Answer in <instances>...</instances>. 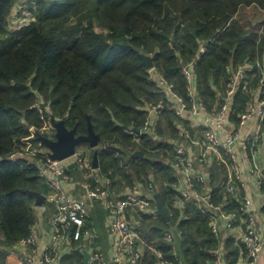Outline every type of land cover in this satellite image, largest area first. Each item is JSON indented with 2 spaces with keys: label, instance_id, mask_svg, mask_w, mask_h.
Listing matches in <instances>:
<instances>
[{
  "label": "trees",
  "instance_id": "16d2710c",
  "mask_svg": "<svg viewBox=\"0 0 264 264\" xmlns=\"http://www.w3.org/2000/svg\"><path fill=\"white\" fill-rule=\"evenodd\" d=\"M16 3L0 0V264L30 232L35 193L48 192L36 167L17 154L51 136L53 129L42 131L49 114L76 136L87 135L92 126L99 172L112 179L116 191L153 183L152 193L170 220L131 210L143 242L140 264H159L155 252L173 264H213L219 247L224 264H235L240 250L246 254L240 240L228 236L221 244L220 234L211 230L210 212L193 201L175 206L178 179L170 140L181 139V121L149 80L142 55L186 96L180 66L204 41L194 73L199 99L211 109L232 71L264 53V0H35L29 6L32 19L11 29ZM162 98L157 137L138 134L147 114L143 107ZM247 99L237 92L235 113ZM182 124L188 127L187 121ZM136 150L143 156L132 157ZM218 168L210 171L206 186L212 185L216 205L227 203L223 208L235 213L234 226L246 217L240 210L243 195L226 191L227 175L219 177ZM81 250L75 244L62 264H82Z\"/></svg>",
  "mask_w": 264,
  "mask_h": 264
},
{
  "label": "built area",
  "instance_id": "2783aa9c",
  "mask_svg": "<svg viewBox=\"0 0 264 264\" xmlns=\"http://www.w3.org/2000/svg\"><path fill=\"white\" fill-rule=\"evenodd\" d=\"M34 2L35 0H17L9 18L10 26L11 23L13 25L11 29L20 28L32 19L29 6ZM205 44L201 41L196 56L180 66V71L186 81V96L178 94L172 84L154 66L147 70L149 80L155 83L159 92L164 95L169 108L181 121L178 125L181 139L172 141V169L178 179L174 184V189L179 196L175 206L181 208L185 202L193 201L203 210L209 211L211 230L218 236L224 229L233 228L236 215L228 213L223 208L227 203L216 205L212 201L211 192L206 186L209 174L195 161L205 163L209 154L222 150L231 163V171L226 180V191L229 194H235L238 190L240 169L245 166L256 187H261L264 180V166L257 161L256 154L264 134L262 128L264 121V53L252 60L247 58L232 71L226 89L216 93L218 99L216 108L208 111L207 106L199 99L194 73L195 64L200 55L205 52ZM238 91L247 94L248 99L244 109L235 113ZM42 101V99L39 100V105ZM163 105V98L157 102L145 104L143 108L147 114L138 134L155 138L156 121ZM233 112L240 126L254 121L255 127L245 135H241L240 130H235L230 126L229 118ZM41 117L44 118L43 113ZM194 119H199V124L203 127L199 140L202 149L196 154L187 144L191 141L194 143L190 139L189 129L182 124L183 121H194ZM46 121L51 131L53 129L51 118ZM49 128L45 127L42 131L49 130ZM125 131L129 134L134 133L132 130ZM50 133L53 135L54 129ZM237 144L240 151L236 148ZM42 146L41 142L37 147H32L31 143H28L23 149L25 152L23 157L36 167L37 175L46 185L48 192L44 195L41 205L34 204L35 220L28 236L18 243L21 248L20 253L15 252L13 248L7 255L5 264H59L62 256L71 251L73 243L82 244L81 249L88 252L89 259L94 264H109L92 231L87 227L88 210L85 199L99 202L107 213L106 223L110 233L109 242L112 251L110 261L140 264L143 242L130 211L138 210L153 218L156 217L158 213L152 203L153 183L149 182L143 186L137 182L130 190L116 191L112 187V179L92 166L88 150L75 148L73 154L58 160L52 159L48 149ZM68 165H73L82 173L85 183L83 199H77L70 193L72 177L68 172ZM240 210L246 215L242 219L244 228L240 235V241L246 249L243 264H258L259 255L264 248V236L259 230L258 218L252 209V200L248 195L242 197ZM45 229L46 233H44ZM165 237L170 240L172 235L170 232H165ZM155 254L159 259V264H173L165 260L160 252H155ZM213 264H224L222 247L213 252Z\"/></svg>",
  "mask_w": 264,
  "mask_h": 264
},
{
  "label": "crops",
  "instance_id": "0c3cea01",
  "mask_svg": "<svg viewBox=\"0 0 264 264\" xmlns=\"http://www.w3.org/2000/svg\"><path fill=\"white\" fill-rule=\"evenodd\" d=\"M217 103H218V99L215 105L213 106V108L209 109L207 107L208 111H211L214 108H216ZM234 112L231 114L229 118L230 126L235 130H240L241 135H245L249 130H252L255 127L254 121L248 122L245 125L240 126L239 120L236 117ZM187 122H188V127L186 128L189 129L190 139L193 140L194 142L192 143L191 141L192 144L190 142H187V144L192 148L195 154L200 153L202 147H201V144L199 143V140L202 136L203 127L199 124V119H194V121H187ZM262 128L264 130V121L262 123ZM154 137L155 138L157 137L156 132L154 133ZM172 141L174 140H170V142ZM88 148H89L88 149L89 154L92 157L91 154L93 153V148H91L89 145H88ZM236 148L238 151H240L238 144L236 145ZM256 158H257V161H259V163L264 166V134H263L262 141L259 143V149L256 154ZM195 163L197 165H200V168L203 169L205 172H207L209 175H211L210 171L212 170L213 172V169L217 167H219L218 168L219 177H225V175L228 176L229 172L231 171V163L229 162L227 155L222 150H220L219 152H212L211 154H209L205 163H199L197 160L195 161ZM68 166H67L68 172L70 173L72 177V188L70 190V193L71 195H73V197L77 199H83L84 192H85V188H84L85 183H84L82 173L76 170L74 166L72 168H68ZM208 181H209V177H208ZM207 187L210 192L213 191V187L211 184H208ZM132 188L133 187H127L124 185L119 190L127 191ZM238 192L241 193L243 196L248 195L251 198L252 209L258 218L259 230L264 236V188L261 189V188L256 187L252 177L248 174L247 166H245V168L243 169H240V180L238 182ZM156 197L157 196L155 195L154 196L155 202H156ZM84 201H85V204L88 210L87 227L89 230L92 231L97 244L100 246L102 252L105 255V258L109 261V264H125L124 262L123 263H113L112 261H110L112 251H111L110 242H109L110 233L108 231L107 223H106L107 221L106 211L102 208L101 204L97 201H93L89 199H85ZM131 212L132 211H130V213ZM136 224H137V221H136ZM44 226L47 227L46 224H44ZM243 228H244V225L241 220L237 225H234L233 228L224 229L223 231H221L220 233L221 244L225 241V239L228 236L233 237L236 241L240 240V235L243 231ZM46 232L47 230L45 229L44 233ZM75 244H78V243H73L71 251L62 256V258L60 259L61 262L59 264L63 263L64 258H67L68 256H70V254L75 248ZM79 245H82V244H79ZM84 245H88V244H84ZM14 251L17 253H20L21 251L20 244H17L14 247ZM83 251H86V250L82 249L81 250L82 254H83ZM223 255H224V251H223ZM244 257H245V254L242 252V250H240L235 264H243ZM83 259H84V255H83ZM87 264H94V263L91 262L89 259L87 261ZM258 264H264V248L259 255Z\"/></svg>",
  "mask_w": 264,
  "mask_h": 264
},
{
  "label": "water",
  "instance_id": "95a60500",
  "mask_svg": "<svg viewBox=\"0 0 264 264\" xmlns=\"http://www.w3.org/2000/svg\"><path fill=\"white\" fill-rule=\"evenodd\" d=\"M245 37H239V40ZM142 60L146 69L153 67L152 59L149 55H142ZM52 125L54 128V139L48 137H39V141L43 146H45L49 155L52 159H64L74 153L76 146L79 143L86 142L91 148H93V153L91 157V164L94 168H98V135L94 133L93 128L89 125L88 134L76 136L73 131H68L64 127L62 120H56L51 118ZM139 133V131H137ZM143 152L136 150L133 152L132 157H142ZM73 165H69L68 168H72ZM44 201V195L41 193H35V205H41ZM156 211L167 221L170 220V215L163 209L159 197H156ZM84 259L83 264H87L89 260V254L83 251Z\"/></svg>",
  "mask_w": 264,
  "mask_h": 264
},
{
  "label": "rangeland",
  "instance_id": "374dc122",
  "mask_svg": "<svg viewBox=\"0 0 264 264\" xmlns=\"http://www.w3.org/2000/svg\"><path fill=\"white\" fill-rule=\"evenodd\" d=\"M27 15H29V13H27ZM10 27H13V25H12V23H11V26ZM41 104H43V101L41 102ZM55 118L54 116H52V115H50L49 114V117L47 118V119H50V118ZM57 121L59 120V119H57V118H55ZM48 123H47V121H46V123H45V125H46V128H49V127H47L48 125H47ZM53 126V125H52ZM45 128V127H44ZM54 129V128H53ZM48 131V133H49V131H50V128H49V130L48 129H45V132H47ZM42 137H44V136H42ZM51 139H54V134L53 135H51V136H49ZM76 148H81V149H86V150H88L89 148H88V145H87V143L86 142H82V143H79L77 146H76ZM24 149V148H23ZM19 157H23L24 155H25V152H20V153H18L17 154ZM81 172V171H80Z\"/></svg>",
  "mask_w": 264,
  "mask_h": 264
}]
</instances>
